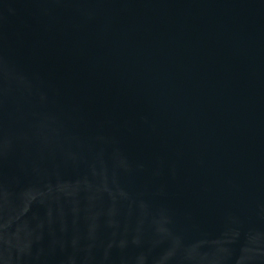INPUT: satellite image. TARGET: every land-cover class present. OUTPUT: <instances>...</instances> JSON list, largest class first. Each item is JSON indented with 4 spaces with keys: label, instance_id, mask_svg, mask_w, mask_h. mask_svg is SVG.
Instances as JSON below:
<instances>
[{
    "label": "water",
    "instance_id": "1",
    "mask_svg": "<svg viewBox=\"0 0 264 264\" xmlns=\"http://www.w3.org/2000/svg\"><path fill=\"white\" fill-rule=\"evenodd\" d=\"M0 264H264V0H0Z\"/></svg>",
    "mask_w": 264,
    "mask_h": 264
}]
</instances>
